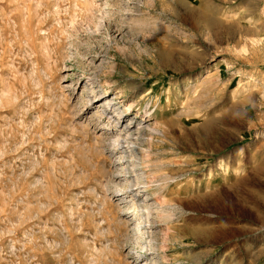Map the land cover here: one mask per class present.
I'll return each mask as SVG.
<instances>
[{"label":"rangeland","instance_id":"374dc122","mask_svg":"<svg viewBox=\"0 0 264 264\" xmlns=\"http://www.w3.org/2000/svg\"><path fill=\"white\" fill-rule=\"evenodd\" d=\"M0 264H264V0H0Z\"/></svg>","mask_w":264,"mask_h":264},{"label":"bare ground","instance_id":"6f19581e","mask_svg":"<svg viewBox=\"0 0 264 264\" xmlns=\"http://www.w3.org/2000/svg\"><path fill=\"white\" fill-rule=\"evenodd\" d=\"M124 91H125V90H124ZM121 93H122V92H121ZM115 99H116V98H115ZM138 101H139V99H138ZM111 106H112V108H113V105H111V104H110V101H109V103L107 102V103L103 106V108H104V109H108V108H111ZM131 107H132V106H131ZM112 108H111V109H112ZM113 109H114V108H113ZM128 109H129V108H128ZM128 109H127V110H128ZM114 112H115L118 116H120V115H119L120 112L117 111V109L114 110ZM146 113H148V112L146 111ZM151 114H152V113H151ZM143 127H144V126H143ZM130 128H131V126H130L129 124H127V125L125 126V128H124V131H128ZM143 129H144V130H148L149 132H150V131H151V132H152V131H155V132L160 133V131H161V130H159L157 127H154V128H153V127H151L150 125H147V124L145 125V127H144ZM120 130H121V129H120ZM124 131H123V132H124ZM117 133H118V132H117ZM118 134H119V133H118ZM126 134H127V133H126ZM121 135H122V134H121ZM128 136H129V135H128ZM117 140H118V139H117ZM117 142H119V141H117ZM122 147L125 148V146H122ZM138 195H139V194H138ZM142 223H143V222H142ZM138 229L140 230V228H138ZM142 231H143L142 233H143V236H144L145 233H146L147 231H144V230H142Z\"/></svg>","mask_w":264,"mask_h":264}]
</instances>
